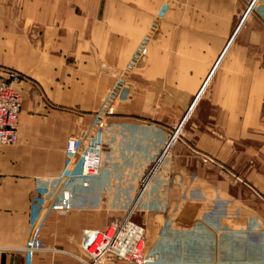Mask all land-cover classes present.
Here are the masks:
<instances>
[{"label": "crops", "instance_id": "crops-1", "mask_svg": "<svg viewBox=\"0 0 264 264\" xmlns=\"http://www.w3.org/2000/svg\"><path fill=\"white\" fill-rule=\"evenodd\" d=\"M244 7L0 0V68L24 77L19 141L0 147V264H25L35 205L62 188L67 143L84 134L101 172L48 216L37 264H83V231L131 209L160 264H264V6L238 27Z\"/></svg>", "mask_w": 264, "mask_h": 264}, {"label": "built area", "instance_id": "built-area-1", "mask_svg": "<svg viewBox=\"0 0 264 264\" xmlns=\"http://www.w3.org/2000/svg\"><path fill=\"white\" fill-rule=\"evenodd\" d=\"M263 6L264 0H248L239 27L247 17ZM23 80L19 72L0 68V147L15 146L19 141L23 96L18 86ZM110 109L106 107L101 120L111 112ZM166 149L168 147L165 153ZM100 155L101 146L88 134L68 141L63 186L51 196L43 195L35 205L29 240L24 248L25 264H37L38 255L46 250L41 241V233L48 216L55 210L72 208L81 193L90 189L91 182L101 172ZM149 238L146 229L134 223L132 212H128L114 219L104 230L83 231L81 247L86 255L83 264H160L157 256L148 249Z\"/></svg>", "mask_w": 264, "mask_h": 264}, {"label": "rangeland", "instance_id": "rangeland-1", "mask_svg": "<svg viewBox=\"0 0 264 264\" xmlns=\"http://www.w3.org/2000/svg\"><path fill=\"white\" fill-rule=\"evenodd\" d=\"M244 1V4H245V7H244V14H245V12H246V9H247V6H248V0H243ZM244 14L243 15H241V17H240V22H239V24L241 23V21L243 20V17H244ZM238 27H239V25H238ZM143 53V50H139L136 54H135V56H134V59L132 60V62H131V64H129L124 70H122V72L119 74V76L117 77V79H116V81H115V85H114V88H113V90H111L112 92L113 91H118L119 93L121 92V90L123 89V87L125 86V84L128 82V79H129V76H130V74H131V72H132V70H133V68H134V65L136 64V60H139V58H140V55ZM209 78H210V76H209ZM209 78H208V80H209ZM207 80V81H208ZM208 85V83L205 85V87ZM205 87L203 88V90L205 89ZM112 92L109 94V97H107V99H106V107H108V108H113V105H114V103L116 102V99H117V97L119 96L118 94L119 93H117V94H112ZM108 96V95H107ZM110 109V110H111ZM184 121H182L181 123H183ZM178 128H180V126L178 127ZM176 132V131H175ZM139 185V184H138ZM142 187V183H140V185H139V187ZM138 187V186H137ZM139 190H140V188H139ZM143 200H144V198H143ZM128 210H125V211H120V212H118V214H117V216H115V213L113 214V215H111L112 217H113V220L114 219H116V218H120V217H123L124 215H126V214H128ZM112 214V213H111ZM137 213H135V215L133 216L132 215V221L134 222V223H136V224H138L139 226H141V227H143V228H145L144 226H142V225H140L142 222H143V220H141V219H143L142 218V214H140V213H138L137 215H136ZM142 221V222H141ZM106 228V227H105ZM104 228V229H105Z\"/></svg>", "mask_w": 264, "mask_h": 264}, {"label": "bare ground", "instance_id": "bare-ground-1", "mask_svg": "<svg viewBox=\"0 0 264 264\" xmlns=\"http://www.w3.org/2000/svg\"><path fill=\"white\" fill-rule=\"evenodd\" d=\"M178 134H179V128L176 130V132L172 135V137L170 138L168 144L166 147H168V150L162 153V155L160 156L161 158H159V160L157 161V163L154 165L153 170L151 171V173H149V176L143 181L142 187L140 188V191L137 195V200H139V198L141 197V195L143 194L147 184L150 182L152 175L155 173V171L159 168V166L162 164L163 160L165 159V157L167 156L168 152L170 151V149L173 147L174 143L176 142L177 138H178ZM132 210V209H131ZM129 211L132 212V211Z\"/></svg>", "mask_w": 264, "mask_h": 264}, {"label": "water", "instance_id": "water-1", "mask_svg": "<svg viewBox=\"0 0 264 264\" xmlns=\"http://www.w3.org/2000/svg\"><path fill=\"white\" fill-rule=\"evenodd\" d=\"M182 124V123H181Z\"/></svg>", "mask_w": 264, "mask_h": 264}]
</instances>
